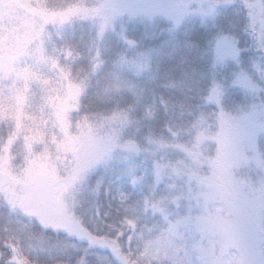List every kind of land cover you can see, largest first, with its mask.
Listing matches in <instances>:
<instances>
[{"label": "trees", "instance_id": "trees-1", "mask_svg": "<svg viewBox=\"0 0 264 264\" xmlns=\"http://www.w3.org/2000/svg\"><path fill=\"white\" fill-rule=\"evenodd\" d=\"M39 1L56 12L38 10L33 20L49 22L36 31L39 36L46 33V41L29 45L27 53L34 73L50 82L27 81L17 90L24 92L19 96L23 104L37 102L49 113L50 126L43 128L44 138L37 142L23 119L2 121L0 157L8 159L2 170L16 173L23 182L29 162L46 154L63 176L58 179L65 182L60 188L73 194L75 219L94 240L86 245L62 231L42 228L3 192L0 264H126L103 244L123 241L120 235L128 216L118 199L123 180L128 172L140 178L155 165L176 169L194 163L206 152L207 136L234 114L221 104L243 93L244 87L254 93H247L250 104L244 103L241 112L255 109L264 123V40L251 28L244 0ZM166 6L184 15L167 17L162 14ZM146 11L154 16L147 17ZM85 21L88 26H74ZM69 22L73 25L66 29ZM4 32L9 34V27ZM11 82H6L8 87ZM63 83L78 95L69 128L81 125L108 132L119 144L115 161L101 169H93L94 156L82 149L53 142L52 130L58 129L53 112ZM11 99L19 110L16 94ZM80 159L81 167L91 168L88 184L76 182Z\"/></svg>", "mask_w": 264, "mask_h": 264}, {"label": "rangeland", "instance_id": "rangeland-1", "mask_svg": "<svg viewBox=\"0 0 264 264\" xmlns=\"http://www.w3.org/2000/svg\"><path fill=\"white\" fill-rule=\"evenodd\" d=\"M27 2L0 0V123L23 119L27 133L40 142L39 139L44 138L43 128L50 126L49 113L39 108L37 102L30 107L23 104L19 96L24 92L18 91L17 87L27 81L32 85L37 81L49 84L48 78L34 73L27 48L46 41V33L39 36L36 31L46 29L49 22L44 18L34 21L38 10L43 8L52 15L56 11L48 9L39 0H32L28 5ZM244 2L249 8L251 28L264 40L262 0ZM145 14L149 18L154 16L152 11ZM162 14L172 18L184 15L183 11L169 6L164 7ZM87 24L85 21L74 26L81 28ZM71 25L69 22L64 27L69 29ZM95 25L100 26V22L96 20ZM5 27L10 30L7 35ZM3 76L12 80L10 87ZM64 87L67 83L62 84L64 90L53 112L57 113L58 123V129L54 127L51 133L53 142L55 139L66 147L82 149L86 155L94 156L93 169H101L115 161V147L119 144L108 132H93L81 125H76V129L69 128L78 95ZM241 90L244 92L230 99L226 97L225 103L221 104V108H228L234 114H229V119H223L217 130L207 136L206 152L203 156L197 155L196 159L192 156L194 163L176 169L155 165L151 172L140 178L132 177L128 172L118 195L128 211L120 235L123 241L105 240L103 243L116 251L122 262L264 264V123L255 109L249 107L241 112L243 105L250 104L247 93L250 96L254 93L246 87ZM10 94H16L17 102L21 104L19 110ZM40 156L38 161L29 162L23 182L16 173L2 170L7 169L8 159L0 157V172L8 178L4 189L7 200H13L21 213L27 205V217L38 214L48 224L54 223L60 231L76 234L82 240L86 238L87 245L94 239L74 217L72 192L60 188L65 182L61 184L58 179L63 176L50 165L46 154ZM78 165L76 182L81 185L86 180L88 184L91 168L81 167V159Z\"/></svg>", "mask_w": 264, "mask_h": 264}, {"label": "flooded vegetation", "instance_id": "flooded-vegetation-1", "mask_svg": "<svg viewBox=\"0 0 264 264\" xmlns=\"http://www.w3.org/2000/svg\"><path fill=\"white\" fill-rule=\"evenodd\" d=\"M3 192H4V190H3ZM3 192L0 194V196L3 194ZM11 202L13 203L14 201L12 200ZM28 209H29V208H28V206L26 205V206L24 207V213H25V214H28V213H27ZM31 218L34 219V220H39V225H40L42 228H46V227L48 226V227H50L51 229H54V230H56V231H60L59 228H58L54 223H50V224H48L47 220L44 219V218H41V216L38 215V214H37V218H33V217H32V214H31ZM42 220L45 221V225H44V226L40 224V221H42ZM51 225H53V227H52ZM62 232H63V233H66V235H67L68 237L75 238V240H82L81 237L78 236V235H76V234H73V233L69 234L68 231H62ZM83 241H84V240H83ZM84 242H85V241H84Z\"/></svg>", "mask_w": 264, "mask_h": 264}, {"label": "water", "instance_id": "water-1", "mask_svg": "<svg viewBox=\"0 0 264 264\" xmlns=\"http://www.w3.org/2000/svg\"><path fill=\"white\" fill-rule=\"evenodd\" d=\"M8 185V178L6 177L5 174H3L2 172H0V194L3 192V190L7 187ZM33 218H37V214H33L32 215ZM41 225H45V221L42 220L40 221ZM53 227V225H51ZM84 241H86V238H83Z\"/></svg>", "mask_w": 264, "mask_h": 264}]
</instances>
